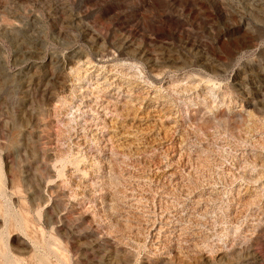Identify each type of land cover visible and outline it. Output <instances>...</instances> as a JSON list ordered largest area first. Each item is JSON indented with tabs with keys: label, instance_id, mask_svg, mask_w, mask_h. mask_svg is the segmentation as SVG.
<instances>
[{
	"label": "rangeland",
	"instance_id": "rangeland-1",
	"mask_svg": "<svg viewBox=\"0 0 264 264\" xmlns=\"http://www.w3.org/2000/svg\"><path fill=\"white\" fill-rule=\"evenodd\" d=\"M0 264H264V0H0Z\"/></svg>",
	"mask_w": 264,
	"mask_h": 264
}]
</instances>
